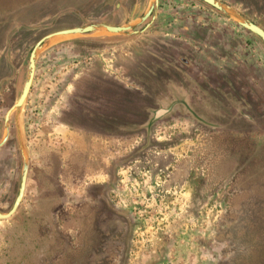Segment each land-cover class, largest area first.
<instances>
[{"label": "rangeland", "instance_id": "1", "mask_svg": "<svg viewBox=\"0 0 264 264\" xmlns=\"http://www.w3.org/2000/svg\"><path fill=\"white\" fill-rule=\"evenodd\" d=\"M264 29V0H220ZM0 0V264H264V41L203 0Z\"/></svg>", "mask_w": 264, "mask_h": 264}, {"label": "water", "instance_id": "2", "mask_svg": "<svg viewBox=\"0 0 264 264\" xmlns=\"http://www.w3.org/2000/svg\"><path fill=\"white\" fill-rule=\"evenodd\" d=\"M204 2L208 3L209 5L215 7L216 9L220 10L221 12L225 13L229 17H231L233 20H235L239 25L243 26L244 28L250 30L251 32L255 33L258 35L263 41H264V29L258 25L257 23L248 20L241 16L239 13L234 11L230 6L226 5L225 3L221 2L220 0H203ZM159 5V0H153V2L150 4V7L146 14L142 17V20H146L154 11L156 7ZM134 25H110V24H105V23H94V24H89L85 26H77V27H72V28H67V29H62L58 30L52 33H49L42 37L40 40L37 41V43L34 45L30 56H29V62H28V73H27V78L24 83L22 92L15 102V104L8 110L5 116V128H6V134L3 137V139L0 141V147L5 144L9 137V122L11 115L14 110L20 109L24 103L26 102V99L31 91L32 84L34 81L35 77V70H36V65H37V60H38V54L40 49L43 47L46 41L49 39L55 37V36H68V35H74V34H85L89 33L98 29H104L106 31L112 32V33H123L129 29H132ZM28 169H29V161L26 159L24 161L23 165V170H22V176H21V185L19 189V193L17 195V198L14 202V205L12 208L7 212L3 213L0 210V219L5 220L9 219L12 217L15 212L17 211L23 196L25 192V186H26V181H27V175H28Z\"/></svg>", "mask_w": 264, "mask_h": 264}, {"label": "flooded vegetation", "instance_id": "3", "mask_svg": "<svg viewBox=\"0 0 264 264\" xmlns=\"http://www.w3.org/2000/svg\"><path fill=\"white\" fill-rule=\"evenodd\" d=\"M110 25H111V24H110ZM48 34H49V33H48ZM46 35H47V34H46ZM44 36H45V35H44ZM44 36H43V37H44ZM41 38H42V37H41ZM41 38H40V39H41ZM40 39H39V40H40ZM36 43H37V42H36ZM10 108H11V107H10ZM7 112H8V111H7ZM5 116H6V115H5ZM8 138H9V137H8ZM7 140H8V139H7ZM6 142H7V141H6ZM6 142H5V143H6ZM1 147H2V146H1ZM19 189H20V188H19ZM16 198H17V197H16ZM13 205H14V204H13Z\"/></svg>", "mask_w": 264, "mask_h": 264}]
</instances>
